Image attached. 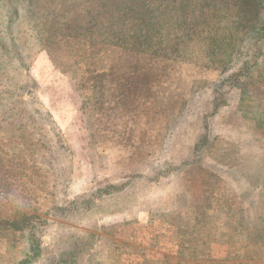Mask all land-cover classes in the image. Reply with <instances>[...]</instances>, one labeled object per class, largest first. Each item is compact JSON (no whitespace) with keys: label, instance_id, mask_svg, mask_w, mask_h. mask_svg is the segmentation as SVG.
I'll return each mask as SVG.
<instances>
[{"label":"rangeland","instance_id":"rangeland-1","mask_svg":"<svg viewBox=\"0 0 264 264\" xmlns=\"http://www.w3.org/2000/svg\"><path fill=\"white\" fill-rule=\"evenodd\" d=\"M263 12L0 0V264H264Z\"/></svg>","mask_w":264,"mask_h":264},{"label":"trees","instance_id":"trees-1","mask_svg":"<svg viewBox=\"0 0 264 264\" xmlns=\"http://www.w3.org/2000/svg\"><path fill=\"white\" fill-rule=\"evenodd\" d=\"M183 9L186 10L187 8H185V6H184ZM118 14L120 16V12L119 11H118ZM123 14L124 13H122V16H125ZM146 17H147L146 19H142L141 20L143 25H145L143 27L144 29L142 30V33H141L142 34L141 37H143L142 40L145 41L144 44L147 45V42L150 41V42L153 43L152 45H150L151 47H157V48H161V47L162 48H164V47L168 48L169 47V48H174L176 50H179V53H180L182 51V48H184L185 45H186L187 37H189L188 36V32H183L182 27H180L177 30L181 31V33L177 37L176 34L175 35L170 34L169 32H171V31H169L168 29H167L168 31L167 30H163V29L153 30V29L150 28L151 24H149L150 21L148 19L152 18L154 20V19H156V17L153 16L152 14H150V13H148ZM260 17H262V18L264 17V12L260 14ZM184 19L186 21V18H184ZM263 23H264V18H263ZM182 25L186 26L187 23L182 24ZM259 30H261V29H259ZM113 31H115V28L113 29ZM165 33H167L169 35V38H168V40L166 42V45L163 44L164 43L163 41L165 40ZM172 37H175V39H177L179 41L173 40ZM157 51H159V50H157ZM215 90H216L215 92L217 93V88H215ZM220 99L221 98L217 97V95L214 98L216 108L222 105V102H220ZM122 186L124 187L125 185H122ZM122 186L120 187V186L111 184V185H108L107 187H105L104 189H99V190H100V192L108 194L110 192H113L114 190L122 189L123 188ZM96 195L97 196H101V195L98 194V192H97ZM32 249H33V254L32 255L29 254L30 255L29 258L24 261L25 264H27L31 259H34V258H36V257H38L40 255L41 250H40V247H39L38 243L35 246H33Z\"/></svg>","mask_w":264,"mask_h":264}]
</instances>
